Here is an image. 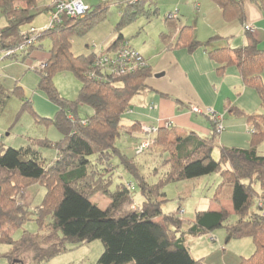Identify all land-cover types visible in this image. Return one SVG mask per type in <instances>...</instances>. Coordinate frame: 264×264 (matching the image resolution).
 I'll use <instances>...</instances> for the list:
<instances>
[{"label": "trees", "instance_id": "obj_1", "mask_svg": "<svg viewBox=\"0 0 264 264\" xmlns=\"http://www.w3.org/2000/svg\"><path fill=\"white\" fill-rule=\"evenodd\" d=\"M115 1L123 7L117 25L120 33L107 49L126 41L122 28L139 16L156 15L160 0H101L95 9L88 5L82 16L75 18L64 14L53 28H37L33 34L31 27H24L42 11H53V5H41L40 0H0V14L7 22L0 28L3 59L17 60L22 54L24 59L33 56L45 63L34 66L40 76L39 88L59 110L54 118L44 120L53 123L62 135L58 141H42L45 147L56 150L55 158L49 163L32 146L7 148L0 139V241L13 247L9 255L11 264H27L29 255L33 264H43L75 246L97 239L103 242L104 252L96 264H204L201 258L192 255L187 239L191 235L210 234L222 227L227 230L228 240L253 239L254 254L243 257L240 264H264V153L259 151V144L264 141V114L246 116L243 110L230 108L231 113L246 116L254 124L249 148L219 145L214 121L210 137L193 133L183 135L171 126L158 128L150 135L153 144L142 153L136 151V155L153 154L154 169L144 175L136 157L129 156L118 140L124 133L125 113L131 109L134 98L147 88L146 80L152 75L150 65L121 76L90 78L87 73L100 49L81 55L72 51L73 37L96 27L106 18L108 7ZM213 1L221 7L226 20L237 19L246 24L247 0ZM251 1L264 10V0ZM167 20L172 32L179 29L175 19ZM179 31L175 42L172 34L162 35L168 47H184L191 51L204 47L208 51L207 47L214 41L198 40L189 26H182ZM246 33L248 40L244 46L219 47L209 50L208 54L216 62L219 74L230 66H237L245 86L258 93L264 107V48L253 32L246 30ZM33 36L36 39L30 42ZM44 39L50 40L49 53L38 56L44 50ZM65 70L74 72L81 81L75 100L62 97L55 86V75ZM1 79L0 75V110L11 96ZM20 88L16 85L15 90ZM81 104L92 109L86 118L80 116ZM135 127L138 124L130 129ZM141 129L139 127V131ZM143 135L141 140L145 138ZM216 147L220 160L213 156ZM121 168L134 182H119L113 188ZM212 173L220 175L213 200L228 197L238 220L229 223L231 213L226 209L199 210L187 228L182 229L181 205L169 214L163 210L169 200L166 186ZM133 183L142 196L141 202L135 200ZM35 184L47 188L44 200L33 210L43 231L35 234L25 231L21 239L14 240L4 229L10 231L29 219L30 209L20 202ZM97 193L110 200L105 209L93 201ZM255 199L257 209L252 210ZM16 259L19 263H15Z\"/></svg>", "mask_w": 264, "mask_h": 264}, {"label": "rangeland", "instance_id": "obj_2", "mask_svg": "<svg viewBox=\"0 0 264 264\" xmlns=\"http://www.w3.org/2000/svg\"><path fill=\"white\" fill-rule=\"evenodd\" d=\"M53 1L40 0V3L41 5L47 4L50 6ZM83 1L94 9L101 4V0ZM214 4L215 2L212 0H160L157 5L158 13L156 15H153L151 18L141 15L130 25L122 28L121 31L130 46L136 47L139 50L145 49V52H158L164 45L163 34L174 35L176 33L173 36V40L179 37V29L172 32L167 20H172L168 16L170 13L177 12L179 14L177 25L179 27L189 26L193 31L195 28L196 38L200 41L214 40L207 49L220 47L221 45L232 47L230 45L235 44V41L241 38L242 35L235 33L230 36H222L220 33H226V30H221L223 32L214 31V27L218 23L216 14L218 13V16L219 14L222 16V12ZM122 9L123 7L117 4V1L113 2L108 7L106 18L103 21L86 34L73 37L72 51L76 55L86 54L104 48L114 42L120 33L117 30V25L121 18ZM50 14L51 11L49 10L42 11L24 29H29L32 26L38 29L44 28L46 23H48ZM6 24V19L0 14V28H4ZM234 25L237 27L238 21ZM217 36L219 38H215ZM43 43L44 50L40 51L37 54L38 56H46L49 53L50 40L44 39ZM199 50L205 51V48L201 47ZM4 56L5 52L1 51L0 75L2 76L3 85L11 96L7 98L5 106L0 110V139L7 148L19 149L21 147L32 146L39 150L49 163L55 158L56 150L51 147H45L42 141L45 139L58 141L62 135L53 123H47L44 119L54 118L59 110V106L49 99L44 90L39 88L40 76L34 69V66L40 65L39 60L33 56L24 59V55L22 54L18 56L17 60L10 58L3 59ZM146 62L149 64L147 59ZM204 78L207 81L210 80L206 75H204ZM54 83L62 97L69 100L77 98L81 88V81L74 72L67 70L58 72L54 77ZM16 85L22 88L15 90ZM237 94L236 96L239 97V101L233 103L231 108L237 107L243 110L246 116L264 114V107L261 104L258 93L254 89H249L247 93L245 90L243 92L240 91ZM201 110L202 113L198 114H201L205 118V116L209 115L207 111L211 109ZM212 111L218 112L216 110ZM79 112L82 118H86L92 113V109L87 105L81 104ZM229 116L230 120H234L229 123L230 128L226 134V137L234 138L230 147L249 148L253 137V132L250 131L254 128L253 122H247L246 116H237L233 113L229 114ZM133 142L134 138L125 135V133L118 140L119 146L129 156L136 157L143 174L148 175L154 169L153 154L136 155V149L134 152L133 145H131ZM259 151L260 153H264V141L259 144ZM219 153V149L216 147L213 152L216 160H220ZM219 179V173H212L193 180H181L169 183L165 188L167 198L169 199L163 206L165 214L176 211L180 204L181 211H183L182 217L184 218L182 229H186L190 219L194 217L196 209H209L210 203L213 202V195ZM119 182L132 183L134 180L130 174L121 168L116 174L113 188ZM133 184L135 186L133 187L135 200L141 202L142 196L139 189L135 183ZM256 188L258 191H261L259 184H256ZM46 191L47 188L44 185L35 184L29 187L25 195L21 197L20 203L30 209L29 219L20 227L11 228L10 231H8V228L4 229L11 238L19 240L25 231L33 234L43 231L35 220L36 217L33 210L42 203ZM220 198V201L216 202L222 205V209L232 212L229 223H235L238 220V216L234 214V209L230 205L232 201L225 196ZM93 201L104 209L110 203V200L102 193H97L93 197ZM256 204L257 199L253 202L252 210L257 209ZM227 235L226 228L222 227L215 229L210 234L191 235L188 239L190 246L192 247L193 245V251L201 253L204 256L203 258L200 256L204 264H240L243 257L249 258L254 254L256 248L251 237L228 240ZM1 236L2 233L0 231ZM12 249L13 247L10 244L0 241V264H11L9 255H11ZM103 252L104 244L101 240L97 239L75 246L43 264H96ZM26 262L27 264H33L30 255L27 256Z\"/></svg>", "mask_w": 264, "mask_h": 264}, {"label": "crops", "instance_id": "obj_3", "mask_svg": "<svg viewBox=\"0 0 264 264\" xmlns=\"http://www.w3.org/2000/svg\"><path fill=\"white\" fill-rule=\"evenodd\" d=\"M214 5L215 7L217 5L222 12L221 7L217 3ZM175 13L176 17L174 19L178 21L179 14ZM245 14L246 24L252 23L256 27L253 35L259 40L260 46L264 48V10L257 3L247 0L245 3ZM216 17L218 23L214 27L215 32L226 30V33L220 34L222 36H230L235 33L242 35L241 38L235 41V44L238 45L231 44L230 46L232 47L230 48H238L247 43L248 38L243 23L237 19L226 20L223 12L222 16L221 14L218 16L217 13ZM236 21H238L237 27L234 25ZM178 28L180 29L181 27ZM194 33L196 36L195 28ZM240 40L242 41L240 42ZM172 41L175 42L176 40ZM112 43L104 48L110 47ZM220 47L229 46L221 45ZM199 48L194 51L184 47L170 48L165 41L158 52H145V49L139 50L135 47L144 57L146 56L152 75L146 80L147 88L134 98L131 109L124 116L123 132L125 135L134 138V142L131 144L134 152L141 137L144 136L139 131V127L143 126L157 128L171 126L177 133L183 135L193 133L201 137L212 136L213 118L210 115L204 118L201 114L194 111V106L199 109L218 111L215 113H218L217 115L221 117L220 120L224 126V130L218 133L220 134L219 136L217 135L218 143L221 146H231L230 144L234 138L226 137L230 128L229 123L234 121L230 120L229 116V114H232L230 112L231 105L239 101V97L236 96L238 95L237 93L244 90L247 93L252 88L245 86L239 69L235 65L228 67L223 74L218 73L217 64L211 59L208 51L219 47H214L208 51H202ZM204 75L210 80L207 81ZM134 124H138V127L131 130L130 128ZM134 135H137L136 138L138 139L133 137ZM230 205L233 208L232 202ZM202 210H222V205L213 200L209 209ZM198 211L199 209H196L195 214ZM229 212L232 214L231 211ZM182 213L183 211L180 212V216L184 219ZM194 218L195 215L190 221ZM186 243L195 258L204 257L201 253L193 251V245L192 247L190 246L189 239H187Z\"/></svg>", "mask_w": 264, "mask_h": 264}, {"label": "built area", "instance_id": "obj_4", "mask_svg": "<svg viewBox=\"0 0 264 264\" xmlns=\"http://www.w3.org/2000/svg\"><path fill=\"white\" fill-rule=\"evenodd\" d=\"M106 2L108 0H102ZM54 10L51 11L47 27L53 28L55 23L61 19L62 15L66 14L72 17L82 16L88 9V5L83 0H54L52 3ZM170 19L176 17V13H170ZM245 29L250 32H255L256 27L252 23L245 24ZM37 28L31 27V33H35ZM36 36L30 38V42L35 40ZM41 66L45 63L40 62ZM148 65L145 57L137 51L134 47L125 41L121 42L118 46L110 49H100L95 59L92 69L87 73L90 78L107 77V75L121 76L129 72L138 71ZM194 111L202 113L198 107H194ZM208 114L213 118L216 124V132L221 133L224 126L221 122V117L214 111L208 110ZM157 127L143 126L141 133L145 134V138L136 146L137 153H142L147 150L152 144L153 140L150 135L157 132ZM251 132L253 129L250 130Z\"/></svg>", "mask_w": 264, "mask_h": 264}, {"label": "water", "instance_id": "obj_5", "mask_svg": "<svg viewBox=\"0 0 264 264\" xmlns=\"http://www.w3.org/2000/svg\"><path fill=\"white\" fill-rule=\"evenodd\" d=\"M15 263H19V260H18V259H16V260H15Z\"/></svg>", "mask_w": 264, "mask_h": 264}]
</instances>
